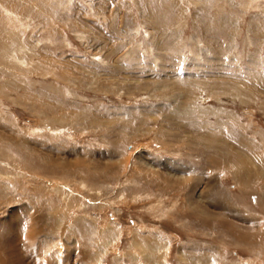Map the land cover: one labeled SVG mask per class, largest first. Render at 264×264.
I'll list each match as a JSON object with an SVG mask.
<instances>
[{
	"label": "rangeland",
	"instance_id": "rangeland-1",
	"mask_svg": "<svg viewBox=\"0 0 264 264\" xmlns=\"http://www.w3.org/2000/svg\"><path fill=\"white\" fill-rule=\"evenodd\" d=\"M0 264H264V0H0Z\"/></svg>",
	"mask_w": 264,
	"mask_h": 264
},
{
	"label": "bare ground",
	"instance_id": "bare-ground-1",
	"mask_svg": "<svg viewBox=\"0 0 264 264\" xmlns=\"http://www.w3.org/2000/svg\"><path fill=\"white\" fill-rule=\"evenodd\" d=\"M10 10H12V9H10ZM16 14V13H15ZM9 15V14H8ZM11 15V14H10ZM12 18V17H11Z\"/></svg>",
	"mask_w": 264,
	"mask_h": 264
}]
</instances>
